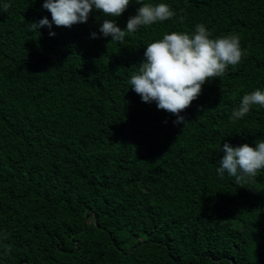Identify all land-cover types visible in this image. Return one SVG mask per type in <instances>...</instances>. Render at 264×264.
I'll list each match as a JSON object with an SVG mask.
<instances>
[{
	"label": "trees",
	"instance_id": "16d2710c",
	"mask_svg": "<svg viewBox=\"0 0 264 264\" xmlns=\"http://www.w3.org/2000/svg\"><path fill=\"white\" fill-rule=\"evenodd\" d=\"M145 2L176 15L120 43L100 27L125 29L135 0L38 31L43 0H0V264H264V170L244 186L216 172L223 143L264 139V107L230 119L264 91V0ZM199 23L246 55L177 125L129 81L149 43Z\"/></svg>",
	"mask_w": 264,
	"mask_h": 264
},
{
	"label": "clouds",
	"instance_id": "9594fccd",
	"mask_svg": "<svg viewBox=\"0 0 264 264\" xmlns=\"http://www.w3.org/2000/svg\"><path fill=\"white\" fill-rule=\"evenodd\" d=\"M131 0H43L42 7L51 13V21L44 17L28 25L30 31L47 26L71 27L86 23L93 10L105 17H120ZM141 6L121 29L114 19L106 18L100 27L103 36L111 41L123 43L127 34L141 26L148 27L157 22L173 18L176 14L167 3H146L135 0ZM8 5H5V11ZM99 19V17H97ZM183 18L181 17V20ZM49 35H55L50 32ZM94 38H99L93 32ZM246 51L241 48L236 34L212 37L203 24L195 25L192 33L166 32L161 39L149 43L144 52L146 60L140 63L137 72L131 75V88L141 96L143 102L155 101L159 110L176 116L174 124H185L181 112L186 110L202 92V86L210 79L221 77L229 66L238 65ZM253 105L264 107V91L256 89L245 94L234 109L230 119L238 120L249 113ZM223 156L216 169L223 179L225 172L235 178V183L244 186L264 170V139L256 140L255 146L244 143L232 146L223 143Z\"/></svg>",
	"mask_w": 264,
	"mask_h": 264
}]
</instances>
